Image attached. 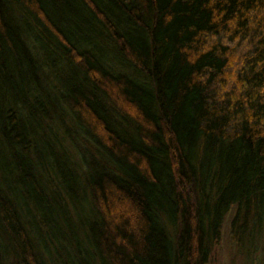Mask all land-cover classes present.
I'll list each match as a JSON object with an SVG mask.
<instances>
[{"label":"trees","instance_id":"1","mask_svg":"<svg viewBox=\"0 0 264 264\" xmlns=\"http://www.w3.org/2000/svg\"><path fill=\"white\" fill-rule=\"evenodd\" d=\"M228 213L264 264V0H0V264H208Z\"/></svg>","mask_w":264,"mask_h":264},{"label":"rangeland","instance_id":"2","mask_svg":"<svg viewBox=\"0 0 264 264\" xmlns=\"http://www.w3.org/2000/svg\"><path fill=\"white\" fill-rule=\"evenodd\" d=\"M225 216L222 225V236L219 244L216 245L212 258L208 264H246V243L245 248L237 247L234 242L230 240L229 224L227 216ZM227 217V218H226ZM246 240V239H245Z\"/></svg>","mask_w":264,"mask_h":264}]
</instances>
